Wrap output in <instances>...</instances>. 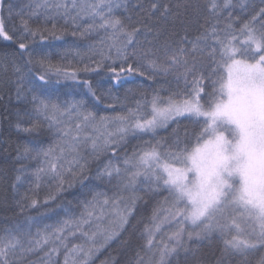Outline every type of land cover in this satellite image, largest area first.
<instances>
[{"label": "snow or ice", "instance_id": "snow-or-ice-1", "mask_svg": "<svg viewBox=\"0 0 264 264\" xmlns=\"http://www.w3.org/2000/svg\"><path fill=\"white\" fill-rule=\"evenodd\" d=\"M68 32L97 40L85 51L34 46ZM0 40L16 45L0 54L13 86L0 89L3 120L34 137L15 147L16 214L97 183L77 201L78 215L66 210L35 232L0 230V264H58L61 251L63 264H90L112 241L129 243L124 234L150 195L160 199L126 264H189L214 238L221 248L212 264H247L249 252L264 249V0H32L26 13L0 0ZM137 75L164 82L128 89L129 106L112 89ZM69 81L84 90L79 99L48 94ZM90 99L123 110L99 115ZM130 138L139 143L129 150Z\"/></svg>", "mask_w": 264, "mask_h": 264}, {"label": "trees", "instance_id": "trees-1", "mask_svg": "<svg viewBox=\"0 0 264 264\" xmlns=\"http://www.w3.org/2000/svg\"><path fill=\"white\" fill-rule=\"evenodd\" d=\"M258 3V0H256ZM5 3H10L13 7L14 12H27L28 5L32 3V0H5ZM6 11V9H5ZM13 22L19 26V17L14 16ZM97 40L96 36L90 37H79L73 36L70 32L65 33L62 39L55 40L49 38L46 41H38L36 45L37 48L49 49L52 51L62 52L65 49L80 50L85 51L88 44L95 42ZM16 50L15 43L6 42L0 40V54L2 53H11ZM54 59L58 60V56H54ZM71 59V57H69ZM75 63V61H73ZM90 78L95 83L97 80H100L105 86H109L110 82L107 78L101 79V76L92 74L89 77H85L81 73V79ZM164 80L162 77H157L156 81L148 80L146 77L133 76L124 80L121 85L113 88L112 91L115 95L119 96L121 100L128 95V104L131 106V101L133 99V94L128 92V89H132L133 92H136L140 89H145L151 91L157 83H163ZM12 85L7 82L4 74L0 76V89L11 90ZM82 89L73 88L72 82H62L59 85L50 86L48 89V94L53 96V98L58 97L61 101L73 98L79 99L83 94ZM105 103H97L95 101L89 100V105L92 107V110L97 112L99 115H113L123 110L121 104L117 103L114 108H108ZM17 103L13 100L8 108L14 109L17 107ZM5 105L0 104V230L5 227H13L17 224L22 226L31 225L32 231L35 232L38 228H43L45 225L55 224L59 220H62L66 217V210L69 211V214L75 216L78 215L81 211L77 201L83 200L88 194L89 187H97L95 181L86 182L87 187L76 185L75 187L64 192L61 197L58 198L56 202L51 203L50 205L38 208L30 209L21 215L16 214V206L13 201V193L10 187L13 178V169L17 167L14 157H15V147L18 142H29L34 139V137L18 133L16 130L8 124L7 121L3 120ZM188 121H182V124H187ZM161 135H166L167 133L164 130H161ZM148 138V137H145ZM40 140L45 143L51 142V137L44 133L39 137ZM139 143V140L136 138H130L128 143V149L130 150L133 146ZM28 184H25L21 191L26 190ZM45 195V190L41 189L39 196L42 199ZM160 199L159 196H146L144 201H141L137 205L136 214L134 217L135 221H140L137 223L136 228L131 230L129 233H125V238H130L129 243L126 245H121L119 240L112 241L106 248L102 249L97 255H95L90 264H104L105 261L109 260L110 257L114 258L115 264H126V262L134 256V252L140 243V231L142 228L143 222H145L150 215L151 208L154 202ZM70 202V203H69ZM27 217H31V220H28ZM75 243L81 242V238L77 237L74 239ZM221 248V242L219 239H212L211 241H204L199 245V252L195 257H189V264H196V261H203V264H212L213 259L216 255L219 254ZM264 255V249H257L251 251L247 257V264H256L257 260ZM42 256V253L31 257L34 261H39V257ZM238 259V258H237ZM58 264H63V251L61 255L57 257ZM232 264H236V260H233Z\"/></svg>", "mask_w": 264, "mask_h": 264}, {"label": "rangeland", "instance_id": "rangeland-1", "mask_svg": "<svg viewBox=\"0 0 264 264\" xmlns=\"http://www.w3.org/2000/svg\"><path fill=\"white\" fill-rule=\"evenodd\" d=\"M3 75V73H0V76H2Z\"/></svg>", "mask_w": 264, "mask_h": 264}]
</instances>
